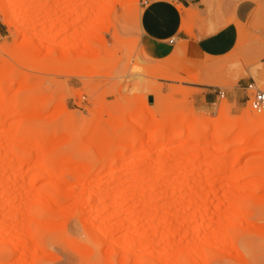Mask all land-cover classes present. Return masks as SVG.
Masks as SVG:
<instances>
[{
	"label": "rangeland",
	"instance_id": "374dc122",
	"mask_svg": "<svg viewBox=\"0 0 264 264\" xmlns=\"http://www.w3.org/2000/svg\"><path fill=\"white\" fill-rule=\"evenodd\" d=\"M196 1L219 18L253 10L235 51L180 76L141 51L142 0H0V143L22 144L0 159V264H264V170L250 172L264 110L240 86L264 92V0ZM188 86L225 97L205 106ZM148 117L195 137L167 144L190 127L158 134ZM210 151L243 157L218 171Z\"/></svg>",
	"mask_w": 264,
	"mask_h": 264
},
{
	"label": "crops",
	"instance_id": "0c3cea01",
	"mask_svg": "<svg viewBox=\"0 0 264 264\" xmlns=\"http://www.w3.org/2000/svg\"><path fill=\"white\" fill-rule=\"evenodd\" d=\"M141 15V51L151 63L165 67L170 64L180 76L200 67L206 59H220L235 51L241 26L247 23L253 7L249 2L240 3L232 12L223 15H209L201 1L196 0H147ZM189 18V19H188ZM209 25L214 29L208 32ZM172 41V43H171ZM160 84L172 83L161 80ZM241 90L247 80L240 81ZM201 91L198 101L205 106L214 105L217 90L204 86H188ZM230 98L237 96L235 90ZM156 102L150 94L147 103Z\"/></svg>",
	"mask_w": 264,
	"mask_h": 264
},
{
	"label": "bare ground",
	"instance_id": "6f19581e",
	"mask_svg": "<svg viewBox=\"0 0 264 264\" xmlns=\"http://www.w3.org/2000/svg\"><path fill=\"white\" fill-rule=\"evenodd\" d=\"M189 19V18H188ZM194 82H197V80H193ZM4 109V108H3ZM1 110L2 112L4 111V110H6V108L4 109V110ZM140 109V108H139ZM144 109V108H143ZM142 110V109H141ZM140 111V110H139ZM145 111V110H144ZM6 112H8V111H5V112H3L4 113V115H3V117L5 116V113ZM146 112V111H145ZM17 113V112H16ZM143 113V112H142ZM144 114V113H143ZM142 114V115H143ZM10 114H6V116L8 117ZM141 115V114H140ZM144 115H146V114H144ZM139 118H140V116H138ZM5 118V117H4ZM4 118L2 119V121L4 120ZM145 118H147V115L145 116ZM150 118H151V116H150ZM6 119V118H5ZM150 120V121H149ZM154 120H156V119H154ZM154 120H152V119H149V117H148V120H146V126H150V127H152V125L154 126L155 125V131H156V133H158V134H164V133H166L167 132V130H168V128L170 127H172V125L174 124V123H176V121L177 120H174V119H171V120H169L168 122H166L165 124H159L158 122H156V121H154ZM4 122V121H3ZM262 122H264V113L262 114V115H256V117H254V118H251V123L253 124V123H262ZM177 123H179L180 124V126L182 125V126H184L185 128H187L188 129V127H190L191 126V123H190V121H185V120H178L177 121ZM189 125H188V124ZM187 124V126H185ZM222 124V123H221ZM209 126H211L210 124H206L205 126H204V128H203V130H206V129H208L209 128ZM238 126V125H237ZM240 126V125H239ZM192 127V126H191ZM191 127H190V130H187V131H185V132H178L179 134H176V135H174V136H172L171 138H167L166 139V143L168 144V143H170L171 141H173L174 139L176 140H183V142L184 141H190V140H192L194 137H195V132H194V130L193 129H191ZM218 127V128H217ZM216 127V129H217V140L218 141H222L223 142V140H224V135L221 133V127L220 126H217ZM231 127V126H230ZM238 128V127H237ZM240 128V127H239ZM233 131H235V128L234 129H232ZM232 130H230V131H232ZM236 132V131H235ZM262 132H260V133H257V134H261ZM242 134H244V133H242ZM242 134H234V136L236 137V139H237V142L235 143V145H234V147L235 148H240V147H243V146H246V145H248L249 144V141L244 137V135H242ZM13 137H16V135L15 136H13ZM9 138V139H6V141L4 142V143H0V159H1V155H2V153H3V151L4 150H8V148H11L12 146H19L20 147V145H22V144H20L21 142L20 141H17V140H15L14 138ZM17 138V137H16ZM19 138H21V137H18V139ZM22 139H24V138H21L20 140L21 141H24L25 139H28L27 137H25V139L24 140H22ZM210 140V142H217L214 138H210L209 139ZM208 140V141H209ZM26 142H29L28 140H25V142L23 143V145L26 143ZM156 142V139H150L148 142H147V144H154ZM185 143V142H184ZM27 144V143H26ZM167 144H165V148H167ZM132 146V145H131ZM130 146V147H131ZM217 146H218V150L219 151H221V150H227V145L226 144H223V143H219V144H217ZM182 147H185V145L183 144V145H181V149H182ZM21 148V147H20ZM24 148V147H23ZM13 149V148H12ZM132 149H133V147H132ZM9 150H11V149H9ZM166 150V149H165ZM261 150H264V141L263 142H258V141H256V140H254V142L252 141V151H261ZM135 150H133V152H134ZM11 152H12V150H11ZM194 156V155H193ZM193 156L190 158V159H193ZM205 156L209 159V161H208V167H209V169H217L218 168V171H219V169H221V170H226L227 168H230V167H232L241 157H243L242 156V154H241V152H237V153H235L234 155H233V158H222V157H220L217 153H215V152H208V153H205ZM232 156V155H231ZM123 158V157H122ZM164 160H163V162L164 161H166V159H167V157H165L164 156V158H163ZM242 159V158H241ZM240 159V160H241ZM23 160V164L21 163V165H19L18 163V166H22V165H24V162H25V160L24 159H22ZM21 160V158L20 159H18L17 158V162H20V161H22ZM119 160V159H118ZM240 160H239V162H240ZM180 161V160H179ZM238 163V162H237ZM177 166H179V165H177ZM212 167V168H211ZM261 170H264V163L263 162H258V163H256L255 165L253 164L252 165V167H251V173H254V172H259V171H261ZM211 171H213V170H211ZM163 172H165V171H163ZM215 172V171H214ZM250 173V174H251ZM48 174H50V173H48ZM164 174V173H163ZM43 192V191H42ZM37 194H39V193H37ZM36 194V195H37ZM45 194V192H43L42 193V195H44ZM49 194V193H48ZM234 194L235 193H232L231 192V196L233 195V199H234ZM42 195H41V199H42ZM45 195H47V193L45 194ZM236 195V194H235ZM48 196V195H47ZM228 196L230 197V194H228ZM45 198L46 199H50V197H46L45 196ZM231 198V197H230ZM229 198V199H230ZM38 199H40V198H37V200ZM232 199V198H231ZM36 200V201H37ZM235 200V199H234ZM39 201V200H38ZM37 201V202H38ZM46 201H51V200H46ZM230 203H232V202H230ZM27 205V204H26ZM229 207H232L231 205L229 206ZM26 208H27V206H26ZM233 209H234V207H233ZM29 210V209H28ZM232 210V209H231ZM102 211V210H101ZM235 213V212H234ZM235 214H237L238 215V213H235ZM236 216V215H235ZM232 217H234V216H232ZM230 218V217H229ZM239 218H240V215H239ZM30 220H31V218H30ZM32 221V220H31ZM231 222V221H230ZM232 223V222H231ZM206 228H207V226L206 225H203V227H202V231L204 232V231H206Z\"/></svg>",
	"mask_w": 264,
	"mask_h": 264
},
{
	"label": "built area",
	"instance_id": "2783aa9c",
	"mask_svg": "<svg viewBox=\"0 0 264 264\" xmlns=\"http://www.w3.org/2000/svg\"><path fill=\"white\" fill-rule=\"evenodd\" d=\"M147 0H142V5H146ZM172 43V41H171ZM246 90L251 92V96L248 97L250 102V107L254 112H260L264 110V92L259 90L254 82H251L246 86ZM218 98H224V93L219 91L217 93Z\"/></svg>",
	"mask_w": 264,
	"mask_h": 264
}]
</instances>
